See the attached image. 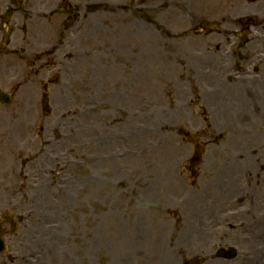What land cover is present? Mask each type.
Wrapping results in <instances>:
<instances>
[{
  "label": "rangeland",
  "instance_id": "1",
  "mask_svg": "<svg viewBox=\"0 0 264 264\" xmlns=\"http://www.w3.org/2000/svg\"><path fill=\"white\" fill-rule=\"evenodd\" d=\"M72 1L86 10L73 50L102 53L71 66L66 55L75 52L68 41L55 40L53 27H34L45 51L54 46L59 53L34 50L41 58L34 85L19 87L9 111L0 112V179L10 188L0 214L14 211L25 220L6 235L0 264H182L194 258L264 264V226L257 230L264 218V15L256 33L236 20L248 10L264 13V0H112L120 7L114 15L130 21L115 23L129 34L120 67L115 50L100 49L104 38L88 39L99 23L88 16L85 0ZM37 4L14 0L12 6ZM8 6L0 0L2 13ZM53 13L56 29L73 22L65 11ZM167 19L174 24L168 37ZM194 30L198 35L182 33ZM219 30L230 31L232 42ZM21 38L7 49L22 45ZM25 72L19 66L0 74V89L10 92ZM44 84L49 113L42 107ZM31 96L38 99L33 105ZM23 126L31 127L28 137ZM189 133L206 145L199 162H191ZM31 157L36 162L22 168ZM230 247L235 259L215 258Z\"/></svg>",
  "mask_w": 264,
  "mask_h": 264
},
{
  "label": "bare ground",
  "instance_id": "2",
  "mask_svg": "<svg viewBox=\"0 0 264 264\" xmlns=\"http://www.w3.org/2000/svg\"><path fill=\"white\" fill-rule=\"evenodd\" d=\"M126 18V17H125ZM99 19L101 20V21H103V22H109V21H113V20H118V19H121L122 21H121V23L122 22H124L125 21V19H124V17L122 16L121 18H118L117 16H115V15H100L99 16ZM124 19V20H123ZM117 31L120 33V39H119V44H120V46H122V38H121V36L123 35V33H125V34H128L127 32H123V31H121L120 29H117ZM126 41V40H125ZM156 42H158V43H160L159 41H156ZM240 122H241V120H240ZM221 188H224L225 189V187H224V185H222L221 186Z\"/></svg>",
  "mask_w": 264,
  "mask_h": 264
}]
</instances>
